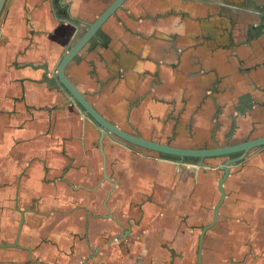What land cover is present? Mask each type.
<instances>
[{
    "label": "crops",
    "instance_id": "crops-1",
    "mask_svg": "<svg viewBox=\"0 0 264 264\" xmlns=\"http://www.w3.org/2000/svg\"><path fill=\"white\" fill-rule=\"evenodd\" d=\"M113 1L8 0L0 19V178L3 161L18 159L23 145L36 147L30 161L73 160L68 139L78 136L80 152L94 146L103 160L98 126L60 85L44 83L43 70L52 73L53 60L58 64ZM67 75L108 121L151 141L203 149L264 137V0H127ZM138 155L151 168L133 189L139 194L150 195L163 180L174 183L183 164ZM259 161L264 149L232 169L225 184L229 208L242 199L235 196L259 195L242 170ZM206 236L204 244L237 240ZM203 264H217L206 249Z\"/></svg>",
    "mask_w": 264,
    "mask_h": 264
},
{
    "label": "rangeland",
    "instance_id": "rangeland-1",
    "mask_svg": "<svg viewBox=\"0 0 264 264\" xmlns=\"http://www.w3.org/2000/svg\"><path fill=\"white\" fill-rule=\"evenodd\" d=\"M54 63L49 65L51 77ZM69 125L75 128L74 121ZM89 139L95 140L93 131ZM68 141L72 154L67 157L73 160L30 161L28 152L36 147L29 144L22 146L18 159L3 161L0 264H198L201 230L212 222L221 198L219 158L204 160L202 167L185 159L174 183L163 180V186L145 195L133 192L151 169L138 153L170 156L112 136L104 143L106 180L94 146L83 153L78 136ZM243 169L260 192L254 199L245 193L232 196L242 198L235 208L226 205L229 197L222 205L218 223L207 235L237 240L204 244L217 264H264V162H249ZM233 219L239 223L232 224ZM18 237L29 248L13 246Z\"/></svg>",
    "mask_w": 264,
    "mask_h": 264
},
{
    "label": "water",
    "instance_id": "water-1",
    "mask_svg": "<svg viewBox=\"0 0 264 264\" xmlns=\"http://www.w3.org/2000/svg\"><path fill=\"white\" fill-rule=\"evenodd\" d=\"M127 0H114L107 9L92 23H87V30L79 36L76 42L63 54L54 77L50 76L48 69H44L47 74L46 79L60 85L69 95L73 104H77L84 113L85 117L90 118L97 126L100 132L99 149L103 157V172L105 179H109L107 174V156L104 150V140L106 136H115L118 139L138 148L147 151L156 152L170 157L178 158L180 163L184 164L185 159L197 160L199 167L203 166V161L211 158H220L222 163L218 169L223 171L222 177L218 181V189L221 198L214 209V217L211 223L202 228L198 245V264H203V249L205 236L214 228L219 220L220 209L227 199L225 183L231 175L232 169L239 163L249 157L252 152H259L264 149V137L251 139L237 145L215 146L213 148L188 149L174 147L168 144H161L155 141L145 139L139 134L129 133L108 121L96 108L88 101L86 96L75 86L67 75L69 65L76 59L81 51L97 37L104 24L122 9ZM8 0H0V19L5 10ZM45 79V80H46Z\"/></svg>",
    "mask_w": 264,
    "mask_h": 264
},
{
    "label": "flooded vegetation",
    "instance_id": "flooded-vegetation-1",
    "mask_svg": "<svg viewBox=\"0 0 264 264\" xmlns=\"http://www.w3.org/2000/svg\"><path fill=\"white\" fill-rule=\"evenodd\" d=\"M44 71V70H43ZM46 77H47V74L45 73V75H44V83H46V84H51V83H53L52 81H49V80H47L46 79ZM46 79V80H45ZM20 244V238L18 237L17 238V244H15V245H13V246H15L16 248H23L24 249V247H26V248H29V246L28 245H21ZM0 247H2L1 245H0Z\"/></svg>",
    "mask_w": 264,
    "mask_h": 264
}]
</instances>
